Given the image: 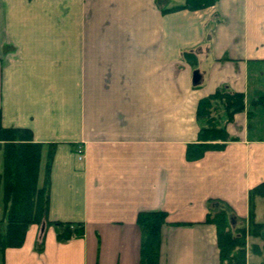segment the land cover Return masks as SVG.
<instances>
[{"label":"crops","instance_id":"1","mask_svg":"<svg viewBox=\"0 0 264 264\" xmlns=\"http://www.w3.org/2000/svg\"><path fill=\"white\" fill-rule=\"evenodd\" d=\"M171 2L0 0L2 125L43 143V176L54 144L47 220L84 229L60 240V226L33 223L20 246L0 249V264H140L137 217L150 211L166 213L158 264H219L206 217L220 200L232 227L248 219L264 134L251 132L245 110L222 148L196 160L186 149L198 139L200 98L224 87L248 108L264 96V0L162 13L184 0ZM253 204L264 223V197ZM2 218L0 205V233ZM262 245L247 236L248 263L264 260L252 250Z\"/></svg>","mask_w":264,"mask_h":264},{"label":"trees","instance_id":"2","mask_svg":"<svg viewBox=\"0 0 264 264\" xmlns=\"http://www.w3.org/2000/svg\"><path fill=\"white\" fill-rule=\"evenodd\" d=\"M216 0H184L183 3L166 7L162 13L182 9L197 10L214 4ZM246 107L242 92L231 91L224 87L198 100L196 120L198 122V139L190 143L186 149L188 160L201 158L208 150L223 147L224 142L234 140L228 135L226 125L234 116L246 110L247 118L252 116V108L264 106V96L252 99ZM221 109L217 117L214 111ZM0 111V148L2 149L3 169L0 173L1 207L4 231L0 233V249L18 247L23 243L26 230L33 223H53L63 230L60 240L73 236H82V223H60L47 220L50 203V168L54 154V144H47L44 176L41 185L38 183L39 167L43 143L33 139L29 128L5 127L1 122ZM221 141V142H218ZM254 196L264 197V182L249 192L248 219L240 225L232 227L230 223V207L217 200L206 217V222L216 227L219 264H264L247 262V236L259 237L263 240L261 248L252 246L254 253L264 257V223L254 220ZM213 202V201H212ZM163 211L141 212L137 223L142 229L143 237L140 248V264H158L160 250V230L165 221Z\"/></svg>","mask_w":264,"mask_h":264},{"label":"rangeland","instance_id":"3","mask_svg":"<svg viewBox=\"0 0 264 264\" xmlns=\"http://www.w3.org/2000/svg\"><path fill=\"white\" fill-rule=\"evenodd\" d=\"M182 0H172V4H175V2H180ZM221 114V109H217L214 111L213 115L215 117L219 116ZM252 119H250V124H251V132L252 133H259V134H264V107L263 108H252ZM44 152H43V161L41 162V167H40V176H39V181L38 183L41 184L42 181V176H43V162H44ZM42 160V159H41ZM3 169V162H2V149L0 148V173L2 172ZM1 184H0V200H1ZM1 205V203H0Z\"/></svg>","mask_w":264,"mask_h":264},{"label":"water","instance_id":"4","mask_svg":"<svg viewBox=\"0 0 264 264\" xmlns=\"http://www.w3.org/2000/svg\"><path fill=\"white\" fill-rule=\"evenodd\" d=\"M199 79H200L199 73L197 71H194L192 76V83L197 84L199 82Z\"/></svg>","mask_w":264,"mask_h":264},{"label":"built area","instance_id":"5","mask_svg":"<svg viewBox=\"0 0 264 264\" xmlns=\"http://www.w3.org/2000/svg\"><path fill=\"white\" fill-rule=\"evenodd\" d=\"M78 158H79V159L82 158V150L80 149V147H79V149H78Z\"/></svg>","mask_w":264,"mask_h":264}]
</instances>
